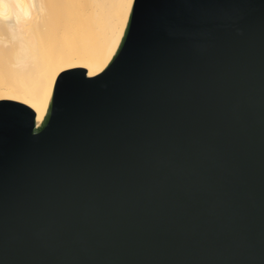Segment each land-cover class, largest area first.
Returning <instances> with one entry per match:
<instances>
[{"label":"water","instance_id":"95a60500","mask_svg":"<svg viewBox=\"0 0 264 264\" xmlns=\"http://www.w3.org/2000/svg\"><path fill=\"white\" fill-rule=\"evenodd\" d=\"M135 0L48 115L0 102V264H264V0Z\"/></svg>","mask_w":264,"mask_h":264},{"label":"bare ground","instance_id":"6f19581e","mask_svg":"<svg viewBox=\"0 0 264 264\" xmlns=\"http://www.w3.org/2000/svg\"><path fill=\"white\" fill-rule=\"evenodd\" d=\"M134 0H0V102L31 108L40 128L66 71L104 72L116 56ZM13 6L12 14L3 5Z\"/></svg>","mask_w":264,"mask_h":264},{"label":"snow or ice","instance_id":"6c2138e0","mask_svg":"<svg viewBox=\"0 0 264 264\" xmlns=\"http://www.w3.org/2000/svg\"><path fill=\"white\" fill-rule=\"evenodd\" d=\"M24 2V0H19ZM222 0H198V6L204 8L207 13H187V12H174L166 16H163L159 24L165 30L171 31L176 35H183L191 32L194 25L200 26V24L210 15L211 10L216 7Z\"/></svg>","mask_w":264,"mask_h":264},{"label":"clouds","instance_id":"9594fccd","mask_svg":"<svg viewBox=\"0 0 264 264\" xmlns=\"http://www.w3.org/2000/svg\"><path fill=\"white\" fill-rule=\"evenodd\" d=\"M12 9H13V6L10 5V4H4L3 5V12L5 14L11 15L12 14Z\"/></svg>","mask_w":264,"mask_h":264},{"label":"rangeland","instance_id":"374dc122","mask_svg":"<svg viewBox=\"0 0 264 264\" xmlns=\"http://www.w3.org/2000/svg\"><path fill=\"white\" fill-rule=\"evenodd\" d=\"M134 2H135V0H134ZM134 2H133V5H134ZM133 5H132V9H133ZM131 13H132V10H131ZM130 17H131V14H130ZM129 20H130V18H129ZM129 23V22H128ZM127 30V29H126ZM54 89H55V87H54Z\"/></svg>","mask_w":264,"mask_h":264}]
</instances>
